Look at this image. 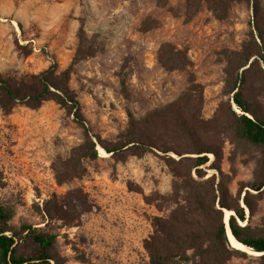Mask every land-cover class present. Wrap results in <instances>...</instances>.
<instances>
[{"label":"rangeland","instance_id":"1","mask_svg":"<svg viewBox=\"0 0 264 264\" xmlns=\"http://www.w3.org/2000/svg\"><path fill=\"white\" fill-rule=\"evenodd\" d=\"M253 19L251 0H0V77L29 80L52 64L71 66L69 83L89 127L54 98L10 106L0 91V203L9 224L56 234L57 264H152L144 241L155 219L185 204L183 178L172 168L180 165L157 148L116 157L98 143L92 157L89 141L114 145L131 117L143 120L180 98L186 109L212 118L227 99L225 79L235 69L230 55L253 40ZM81 42L92 54L74 62ZM172 47L184 55V69L164 64ZM248 82V93L264 106V74L257 70ZM221 146L230 196L249 192L250 208L240 200L247 219L239 222L263 232L264 189L247 186L262 148L230 136ZM208 157L205 177L215 173L218 182L215 156ZM226 215L227 209V222ZM231 246L245 254L225 264H264L247 246Z\"/></svg>","mask_w":264,"mask_h":264},{"label":"trees","instance_id":"2","mask_svg":"<svg viewBox=\"0 0 264 264\" xmlns=\"http://www.w3.org/2000/svg\"><path fill=\"white\" fill-rule=\"evenodd\" d=\"M251 1L253 40L244 52L230 55L235 69L225 79L227 99L221 101L212 118H203L194 107L186 109L180 98L163 110L148 114L143 120L131 117L128 131L114 145L89 141L92 157H97L98 143L116 157L129 149L144 153L157 148L168 156L171 164L180 165L172 168L178 177L183 178L179 187L185 204L175 208L168 217L155 219L154 232L144 241L152 264H225L231 256L245 254L231 246L228 225L237 241L253 251L262 252L259 260L264 262V231L255 232L249 223L242 225L239 222H246L240 200L250 208L249 192L242 195L239 191L236 197L230 196L220 165L224 136L261 146L263 158L259 162L256 179L247 186L257 191L264 189V106L248 93L251 74L257 70L264 74L259 65L260 60L264 62V11H261L258 0ZM168 45L160 49V59ZM91 54L90 47L81 42L73 61ZM166 56L164 64L167 62L168 68L184 69L188 65L182 52L175 47L166 50ZM29 78L0 77L2 102L10 106L15 103L38 104L54 98L71 112L81 126L89 129L80 101L69 83L71 66L59 70L52 64ZM175 142L185 144V149L170 145ZM171 151L180 158L176 160L168 155ZM210 153L215 156L212 166L221 175L218 182L215 173L205 177L204 165L209 161ZM180 188L176 186V189ZM226 209L233 211L228 225ZM10 218V213L0 203V264H57L56 234L29 224L17 230L9 224Z\"/></svg>","mask_w":264,"mask_h":264},{"label":"bare ground","instance_id":"3","mask_svg":"<svg viewBox=\"0 0 264 264\" xmlns=\"http://www.w3.org/2000/svg\"><path fill=\"white\" fill-rule=\"evenodd\" d=\"M100 151V154L101 155H105L106 153L104 152V150L102 148L99 149ZM232 213L231 210H227V215H226V218H227V221H228V218L230 216V214ZM227 232H228V236H229V240L231 242V244L235 247H238V248H246V245H244L243 243H240L238 242L235 237L231 234L230 230H229V227L227 228ZM252 253H255V254H261L262 252H258V251H251Z\"/></svg>","mask_w":264,"mask_h":264},{"label":"water","instance_id":"4","mask_svg":"<svg viewBox=\"0 0 264 264\" xmlns=\"http://www.w3.org/2000/svg\"><path fill=\"white\" fill-rule=\"evenodd\" d=\"M227 225H228V221H227ZM228 227H229V225H228ZM229 230H230V228H229ZM230 232H231V230H230ZM231 234H232V232H231ZM233 235V234H232ZM239 242V241H238ZM241 243V242H240ZM262 254V253H261Z\"/></svg>","mask_w":264,"mask_h":264}]
</instances>
